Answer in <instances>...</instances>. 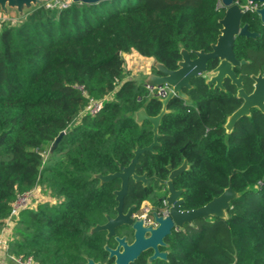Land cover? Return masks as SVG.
Returning <instances> with one entry per match:
<instances>
[{"label": "trees", "instance_id": "1", "mask_svg": "<svg viewBox=\"0 0 264 264\" xmlns=\"http://www.w3.org/2000/svg\"><path fill=\"white\" fill-rule=\"evenodd\" d=\"M217 2H42L16 22L0 23V228L18 194L44 185L56 198L20 211L10 255L82 264L85 254L101 249L103 233L90 230L114 212L120 179L99 185L94 175L118 171L137 146L151 144L152 124L138 125L133 116L142 107L149 115L162 108L144 84L126 78L125 55L176 69L182 47L192 57L211 51L224 16ZM234 50L251 59V47ZM191 83L189 101H169L159 144L140 155L135 171L166 178L168 165L186 159L189 169L174 179L184 189L183 209L206 204L229 184L239 197L227 218L199 217L169 235L171 264H264V115L241 117L228 133L226 118L241 102L235 87L227 81L226 91L210 88L202 76ZM90 98L103 106L82 114ZM149 193L131 180L126 201L140 203Z\"/></svg>", "mask_w": 264, "mask_h": 264}, {"label": "water", "instance_id": "2", "mask_svg": "<svg viewBox=\"0 0 264 264\" xmlns=\"http://www.w3.org/2000/svg\"><path fill=\"white\" fill-rule=\"evenodd\" d=\"M51 0H0V10L8 14L10 10H15L18 17L24 16V14L31 10L33 7L41 4L42 2H49ZM68 1V0H62ZM72 2L80 3H95L103 0H70ZM225 7L224 16L219 20L221 24L220 33L216 42L211 45V51L197 50L194 51V57L191 53L185 49L181 48V59L178 61V67L176 69H169L165 64L159 62L158 60L153 61L152 70L154 72L139 76L138 80L142 84L149 85H167L171 88L169 94L165 98H158L162 103V109L157 115H149L144 107L138 109L133 116L134 121L138 125L148 120L152 124L153 130V141L151 144L145 147L137 146L134 149V156L127 166H119V170L113 173L107 174H95L94 178L99 179V185L119 178L121 180L120 189L114 191L116 195V200L118 205L115 211L118 213L115 218L107 216V222L102 225H96L91 228L90 232L93 233L97 230H107V236L114 234V228L116 225L127 221L128 214L124 216L126 221L122 219V204L125 194L128 191L130 179L135 182L143 181L146 183V174L139 175L135 171L136 164L139 162L140 155L145 151L154 152V147L159 144V126L161 119L165 113L170 110L167 108L169 101L173 97H181L186 101L190 100L189 95L184 91V89H191L193 87L191 80L194 77L203 76L208 74L209 78L206 80V84L214 89L224 88V80L229 78L232 84L238 87L237 96L243 99L242 105L235 110L231 115L227 117V121L224 124L226 131L231 132L232 128L236 124L237 120L244 116L250 114V109L252 107H258L264 113V76L259 75L258 77H253L258 83H256L255 90L247 94L242 88V77L237 76L234 72V67L239 64L234 52V39L235 33L237 32L238 20L240 16V9L234 0H221ZM211 60H218V64L208 71L209 62ZM242 63L245 61L242 60ZM65 134L62 131L59 136L53 142L52 152L57 146L62 135ZM171 169V166H168ZM188 169L187 160L175 169L170 171L167 180H161V183H166L168 187L167 201L169 208L168 215H159L154 213L156 222L158 223L156 227H148L149 237L143 238L136 237L135 242L132 245H125L122 252L119 251L120 245L115 250H111L112 253L117 254L116 264H128L129 261L133 260L137 254L145 249L147 246L155 248L156 253H158V244L163 243V238L171 233L172 227H182L184 223H192L194 219L199 217H228V209L231 206V202L239 197V193L234 191L231 184H229L223 192L219 195L213 197L206 204L197 207L195 209L181 210L180 206L183 203V198L181 197L183 190L175 189L173 185V179L183 173ZM137 236V233H136ZM165 252H161L160 256H164ZM11 264H19L11 257H8ZM88 264H94L92 259L88 260Z\"/></svg>", "mask_w": 264, "mask_h": 264}, {"label": "flooded vegetation", "instance_id": "3", "mask_svg": "<svg viewBox=\"0 0 264 264\" xmlns=\"http://www.w3.org/2000/svg\"><path fill=\"white\" fill-rule=\"evenodd\" d=\"M234 3H236L240 9V16L238 20L237 32L235 33L233 47L234 49L235 47H251L252 56L251 59H246L244 57L238 58L234 50L235 56L239 61V64L235 66L233 70L237 76L242 77V88L247 94H250L255 90L256 83H258L256 79H254L253 77L254 76L258 77L259 75L264 76V0H234ZM222 9H224L225 11L224 5ZM242 60H244L245 62L242 63L241 62ZM218 62L219 61L217 60V64ZM250 66L252 68V71L246 72V67H250ZM212 68L209 67L208 71H210ZM202 77L206 82V80L209 78V75L204 74ZM227 81H229L230 84H232L231 80L229 78H226L223 83L225 89H220V88L217 89L226 91L225 84ZM232 85L235 87V96L241 101L240 105L235 109L237 110L242 105L243 99L237 96L238 87L235 84ZM170 90L171 88L169 89L168 94ZM185 90L186 89H184V91ZM155 98L158 99L159 97H155ZM253 112H259L260 114L264 115V113L258 107H252L250 109V114L244 116L247 117L251 116ZM172 169L175 168L171 167V169H169V174ZM188 169H189V165H188ZM143 174H146V179H147L146 183H144L143 181H139L136 183H140L143 188H147L150 191L148 198L142 200L140 203L134 202L132 204H128L126 201V196L128 193L127 191V193L124 196L123 204H122V219L123 221L124 220L126 221L127 219V221L116 225L114 228V234L109 237L107 236L108 233L107 230H97L103 233V237H102L103 243L101 244V249L98 252H92L89 255L85 254L84 261L82 264H88L89 259H92L94 264H116L117 254L112 253L111 250L117 249V247L120 245L119 251L122 252L125 248V245H132L135 242L136 237H141V236L143 238L149 237L150 233L147 230L148 227L151 226L156 227V225L158 224L156 222L154 213H157L159 215L169 214L170 206L168 205V201H167V195L169 193L168 187L166 183H161V180L168 179L169 174L166 178H160L156 175L148 176L147 172H144L139 175H143ZM174 179L172 182L175 189L177 190L182 189V188H176L174 184ZM131 180L132 179H130V181ZM120 185H121V180H120ZM118 189H120V187ZM182 190L184 192V189ZM181 197L183 198V193ZM115 200H116V195H115ZM183 202H184V198H183ZM117 205H118V201L116 200V205L114 206L113 209L114 212L111 214H105L106 216L105 221L97 225L105 224L107 222V216L115 218L118 214L115 211ZM182 205L183 203L180 206L181 210H189V209H183ZM130 209L131 211L128 217L125 219L124 216L128 214ZM186 224H189V222L184 223L182 227L176 226L171 228V233L166 235L162 239L164 245L162 244L157 245L159 251L158 253H156L155 248L151 246L149 247L147 246L145 249L140 251L133 260L129 261L128 264H171L173 260V254L170 252V245L167 241V238L169 235L173 234L174 232L183 229ZM161 252H165V255L160 256Z\"/></svg>", "mask_w": 264, "mask_h": 264}, {"label": "built area", "instance_id": "4", "mask_svg": "<svg viewBox=\"0 0 264 264\" xmlns=\"http://www.w3.org/2000/svg\"><path fill=\"white\" fill-rule=\"evenodd\" d=\"M68 2L69 1L51 0L45 3L46 6L53 7L55 5L66 6ZM217 8L218 9L223 8V4L221 0H218ZM7 18H8V14H5L0 10V23L8 20ZM144 87L148 89L152 97H159V98L166 97L170 89V87L167 85L155 86V85L144 84ZM103 102H104L103 100H96L90 98L89 103L82 111V114H90V115L97 114L101 110L103 106ZM39 201H44L43 196H41V190L39 188V185L29 191L18 194V196L12 203L11 212L9 216L5 219L4 225L0 228V249L8 250V240L4 239L3 234L5 231L8 232V234H11L12 231L9 232V230L18 220L20 211L25 208L34 207V205L37 204ZM45 201H47V199H45ZM11 258L14 259L16 262H18L19 264H38L31 256L25 257V256L11 255Z\"/></svg>", "mask_w": 264, "mask_h": 264}, {"label": "crops", "instance_id": "5", "mask_svg": "<svg viewBox=\"0 0 264 264\" xmlns=\"http://www.w3.org/2000/svg\"><path fill=\"white\" fill-rule=\"evenodd\" d=\"M154 59L144 57L139 55L136 52H130L125 55V68L128 71L126 78H136L139 76L152 73V63ZM11 232V235L8 232H4V239L8 240V243L12 240L14 234ZM11 255L8 253V250L0 249V264H11V261L8 259Z\"/></svg>", "mask_w": 264, "mask_h": 264}, {"label": "rangeland", "instance_id": "6", "mask_svg": "<svg viewBox=\"0 0 264 264\" xmlns=\"http://www.w3.org/2000/svg\"><path fill=\"white\" fill-rule=\"evenodd\" d=\"M68 1H70V0H68ZM7 19L8 20L11 19L13 22H16V21H18L19 17L17 15V13L15 12V10H10L9 13H8V18ZM8 20H6V21H8ZM48 156L49 155L46 152L45 155H44V158L46 159ZM50 156L51 157H60V155L55 154V153H50ZM39 188L41 190V196H43V200L44 201H45V199H47L51 203H54L56 201V198L50 195V190L47 187H45L44 185H39ZM35 206H36V204L34 205V207ZM15 225H16V223L10 228L9 232L12 231V233H13V228L15 227ZM9 235H11V234H9ZM14 237H15V235L12 238H14Z\"/></svg>", "mask_w": 264, "mask_h": 264}]
</instances>
